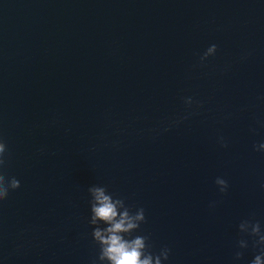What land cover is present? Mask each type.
Here are the masks:
<instances>
[{
    "label": "water",
    "instance_id": "water-1",
    "mask_svg": "<svg viewBox=\"0 0 264 264\" xmlns=\"http://www.w3.org/2000/svg\"><path fill=\"white\" fill-rule=\"evenodd\" d=\"M0 139L20 181L0 201V264H99L91 186L145 210L133 236L169 248L163 264H250L264 0H0Z\"/></svg>",
    "mask_w": 264,
    "mask_h": 264
},
{
    "label": "clouds",
    "instance_id": "clouds-1",
    "mask_svg": "<svg viewBox=\"0 0 264 264\" xmlns=\"http://www.w3.org/2000/svg\"><path fill=\"white\" fill-rule=\"evenodd\" d=\"M217 45L212 44L200 57L201 63L208 57L214 56ZM185 104L189 107L193 104L191 97L185 98ZM187 119V116L184 117ZM254 131V129H253ZM222 146L227 147L224 138L220 137ZM256 150H264V143L254 145ZM8 151L5 142L0 139V201L7 199L10 190L20 187V181L15 177L7 178L4 169L8 163ZM216 185L221 193L228 190V182L217 177ZM91 196V218L89 223L94 227L92 236L99 245V264H163L169 259L170 249L165 247L158 254H153L151 245L148 243L149 237L143 235L133 236V233L140 229V225L146 222L145 210L139 208L133 213L122 198H114L104 186H91L88 188ZM214 207L213 205H210ZM105 227H100V224ZM239 231L242 234L256 238L254 247H259V254L255 255L250 264H264V232L258 221L244 220L239 224ZM240 249H246L248 243L244 239L238 241ZM244 253L236 251L234 259L242 260ZM93 264H97L94 260Z\"/></svg>",
    "mask_w": 264,
    "mask_h": 264
}]
</instances>
